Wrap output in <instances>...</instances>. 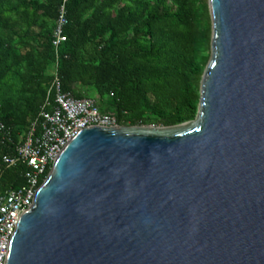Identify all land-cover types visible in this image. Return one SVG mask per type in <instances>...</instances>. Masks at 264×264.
Returning a JSON list of instances; mask_svg holds the SVG:
<instances>
[{
  "label": "water",
  "instance_id": "95a60500",
  "mask_svg": "<svg viewBox=\"0 0 264 264\" xmlns=\"http://www.w3.org/2000/svg\"><path fill=\"white\" fill-rule=\"evenodd\" d=\"M194 118L61 150L5 264H264V0H208Z\"/></svg>",
  "mask_w": 264,
  "mask_h": 264
},
{
  "label": "trees",
  "instance_id": "16d2710c",
  "mask_svg": "<svg viewBox=\"0 0 264 264\" xmlns=\"http://www.w3.org/2000/svg\"><path fill=\"white\" fill-rule=\"evenodd\" d=\"M63 0H0V122L18 141L62 91L91 98L119 125L194 118L210 54L208 0H66V40L52 32ZM0 142V193L25 183L26 165ZM48 172V171H47Z\"/></svg>",
  "mask_w": 264,
  "mask_h": 264
},
{
  "label": "built area",
  "instance_id": "2783aa9c",
  "mask_svg": "<svg viewBox=\"0 0 264 264\" xmlns=\"http://www.w3.org/2000/svg\"><path fill=\"white\" fill-rule=\"evenodd\" d=\"M66 0L59 6L52 32V45L58 48L66 40L64 28L68 23ZM52 102H47L32 121L27 131L13 141L10 132L0 122V142L13 148L12 154L3 155V162L26 165L25 183L0 193V264H5L9 243L22 213L33 203L37 189L47 176L54 160L65 145L86 127L116 125L110 112H103L91 98H75L70 92L62 91L56 67L52 71Z\"/></svg>",
  "mask_w": 264,
  "mask_h": 264
},
{
  "label": "rangeland",
  "instance_id": "374dc122",
  "mask_svg": "<svg viewBox=\"0 0 264 264\" xmlns=\"http://www.w3.org/2000/svg\"><path fill=\"white\" fill-rule=\"evenodd\" d=\"M149 125H153V124H149ZM158 126V125H157ZM160 126V125H159Z\"/></svg>",
  "mask_w": 264,
  "mask_h": 264
}]
</instances>
